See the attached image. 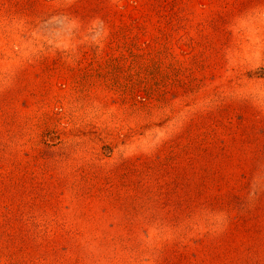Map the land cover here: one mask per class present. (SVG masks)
<instances>
[{
    "label": "rangeland",
    "instance_id": "1",
    "mask_svg": "<svg viewBox=\"0 0 264 264\" xmlns=\"http://www.w3.org/2000/svg\"><path fill=\"white\" fill-rule=\"evenodd\" d=\"M0 264H264V0H0Z\"/></svg>",
    "mask_w": 264,
    "mask_h": 264
}]
</instances>
